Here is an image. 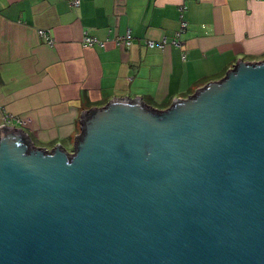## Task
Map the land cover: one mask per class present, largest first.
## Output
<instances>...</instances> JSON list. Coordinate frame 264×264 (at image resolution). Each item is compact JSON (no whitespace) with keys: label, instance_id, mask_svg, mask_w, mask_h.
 Listing matches in <instances>:
<instances>
[{"label":"water","instance_id":"1","mask_svg":"<svg viewBox=\"0 0 264 264\" xmlns=\"http://www.w3.org/2000/svg\"><path fill=\"white\" fill-rule=\"evenodd\" d=\"M225 72L113 95L72 151L0 126V264H264V59Z\"/></svg>","mask_w":264,"mask_h":264},{"label":"crops","instance_id":"2","mask_svg":"<svg viewBox=\"0 0 264 264\" xmlns=\"http://www.w3.org/2000/svg\"><path fill=\"white\" fill-rule=\"evenodd\" d=\"M180 5L184 59L171 43L145 44L173 36ZM127 29L128 45L82 42L85 31L103 40ZM237 55L264 59V0H0V125L11 114L32 143L72 151L83 111L135 94L165 108L225 75Z\"/></svg>","mask_w":264,"mask_h":264},{"label":"built area","instance_id":"3","mask_svg":"<svg viewBox=\"0 0 264 264\" xmlns=\"http://www.w3.org/2000/svg\"><path fill=\"white\" fill-rule=\"evenodd\" d=\"M69 3L71 5L77 6L80 3V0H69ZM185 9L184 5L179 6V26L174 32L173 36L170 39H167L166 37H163L162 39L155 41V40H145V44L147 47L153 48V47H163L167 43H171L178 47L180 49V55L184 59L186 57V48L184 46V41L181 38L182 34L184 33L186 29V21L183 19V10ZM37 35L45 40L48 44L53 45L55 42V39L53 35L51 34L49 29H43L38 28L37 29ZM106 41H111L114 44H121L128 45L132 41V34L130 29H127L124 34L122 35H115L112 37H107L106 39H98L97 37L89 35L86 31L83 33L82 36V42L85 45L91 46V45H98L103 46ZM13 115L6 114L3 117V123L0 126L3 125H12L11 121L13 119Z\"/></svg>","mask_w":264,"mask_h":264}]
</instances>
